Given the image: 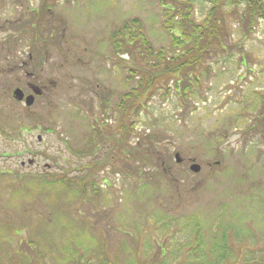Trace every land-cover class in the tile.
<instances>
[{
	"label": "rangeland",
	"instance_id": "obj_1",
	"mask_svg": "<svg viewBox=\"0 0 264 264\" xmlns=\"http://www.w3.org/2000/svg\"><path fill=\"white\" fill-rule=\"evenodd\" d=\"M0 1V264L24 257L69 264L80 256L84 264H264L263 19L247 24L242 4L218 5V39L194 74L198 85L178 93L168 82L143 108L128 110L136 120L127 134L130 159L115 151L102 173L108 144L96 132L105 139L114 130L122 115L116 106L137 80L115 65L114 35L135 21L154 49L164 48L169 10L204 25L213 5ZM18 1H29L21 11L50 3V38L31 28L29 13L20 18L25 34H13ZM139 47L134 59L124 57L126 66L147 67ZM25 73L51 81L30 107L8 99L14 87L33 83ZM86 139L98 146L96 157L75 163ZM134 152L148 160H133ZM88 165L96 173L86 180Z\"/></svg>",
	"mask_w": 264,
	"mask_h": 264
},
{
	"label": "trees",
	"instance_id": "obj_2",
	"mask_svg": "<svg viewBox=\"0 0 264 264\" xmlns=\"http://www.w3.org/2000/svg\"><path fill=\"white\" fill-rule=\"evenodd\" d=\"M204 1H208L213 5L207 16L208 20L204 25H193L192 21L188 18L187 13H185V15L183 13L178 14L176 17V12H172V9L169 10L171 18L169 20L167 19V21H163V24L164 26H167L166 30L169 33L170 41L164 48L154 49L141 28L135 24V21L126 23L123 28L118 31L120 33L114 35L115 38L112 41V57L116 59L115 65L121 67L122 70L128 71L131 78H137V80L131 89L123 95L120 103L116 106L117 109L119 108L122 110V115L115 121L114 130L110 132L112 144L116 143L120 134L123 139L126 133L133 132L136 120H130L131 118H128L127 111L129 110L130 113L132 111L137 112L138 109L143 108V105H146L147 102L152 99V95L163 88L162 86L168 87L167 83L173 81L174 89L178 93H184L187 90H190L189 83L198 85L197 78L195 79L194 74L204 63L203 59L208 53V44L212 43L215 39H218L216 36V29H218L217 15H213L214 9L218 5L229 4L237 7L239 4H242V6H244L242 18L243 20L245 18L244 22L247 24L253 23L257 17L264 20V0ZM222 2L224 3L221 4ZM177 11H179V9ZM211 16L213 18H209ZM118 36L119 38H117ZM138 45H140L139 49H143L144 51V57L147 64V67L144 69H138L132 64L131 66H126L125 64L124 57L134 59V48L137 49ZM190 74L194 80L188 77ZM185 81H187L188 87L183 86ZM135 153H137V155H135ZM145 153L147 152L144 150L143 156ZM133 154L135 155L133 160L137 158L140 160H148L138 152H134ZM93 169L94 166L89 168V178L94 172L96 173ZM64 181L68 180L64 179ZM64 181L63 184H65ZM80 182V185H82V192L86 191L85 185L87 181ZM67 184L68 188L72 186L71 181H68ZM32 244L33 243L30 242V245ZM6 257L10 259L12 255H6ZM24 259L25 261L22 260L19 264H31L28 257H24ZM34 259L38 262V260H42V257H36ZM82 259L83 257L81 256L77 257L76 259L71 260L69 264H84ZM136 262V264H143L141 261ZM39 263L42 264L43 261H39ZM99 264L108 263L103 261Z\"/></svg>",
	"mask_w": 264,
	"mask_h": 264
},
{
	"label": "flooded vegetation",
	"instance_id": "obj_3",
	"mask_svg": "<svg viewBox=\"0 0 264 264\" xmlns=\"http://www.w3.org/2000/svg\"><path fill=\"white\" fill-rule=\"evenodd\" d=\"M3 1H0V3H2ZM12 2V1H11ZM29 1H18V3H20V5H14V9H16V14L17 17L15 18V27L14 30L15 32L13 33L16 37H20L21 34H25V32H22L21 30V26H24L23 24H25V22H22V20L20 18H24V14L25 13H29L33 16L32 18V25L31 28L36 30L37 29H41V32L37 31L38 35L40 36L41 34H44V36L47 38V36L50 38L51 37V30H52V22L49 19V14H51V5L50 3H47V1H37V7H26L25 10L21 11L20 7L21 4H27ZM13 4V2L11 3V5ZM37 8V9H35ZM10 20V19H9ZM9 20L7 19V17L3 20L4 22H9ZM29 25V24H28ZM39 26V27H38ZM37 47V46H35ZM35 47H32L35 48ZM41 49V48H40ZM38 52V54H40V51L38 49H34ZM20 54H23V52H21ZM28 61L32 62V53H28ZM26 67V62H22L21 65H19V69H25ZM22 71V70H21ZM26 78H28L29 80L33 81L32 82H23L22 85H18L17 87H14L12 89V91L10 92V94L8 95V99H10V101L14 102L16 105H25V99L29 96H33L34 97V103L38 100V99H42L43 96L45 95L46 92V84L44 85V81L48 84H50V79H47L43 81V79H41L38 75H36L35 73H25ZM46 76H48V73L46 74ZM34 88H37L39 90V92L41 93L40 95H35V91ZM15 90H20L23 94V98L21 101L15 100L14 96H13V92ZM14 117L17 121L18 115L14 114ZM1 128V127H0ZM3 131H1L0 133H2ZM99 132H96V135L98 136L99 139H102L103 142L106 141L108 146L106 147V153L104 154V156L102 157V160H100V162L102 163V166L99 167V171H101L102 173L104 172V170L107 167V163H109L111 160L113 161L114 156L111 158V154L115 151H120L121 149L123 150V155H124V160H129L130 159V149L128 147V142H127V133L125 134L124 138H121V134L118 136L117 141L115 144H112L111 141V133L105 138L103 139L102 137H100ZM109 137V138H108ZM40 138V137H39ZM95 138V137H94ZM41 140V139H40ZM116 145V146H115ZM85 146V149L83 150V156L79 157L77 156L78 159L75 161V163L81 162L82 160L87 161L90 158H94L96 157V153L98 152V150H96V148L98 147L96 145V143L94 142V140H87L85 141V144L83 145ZM91 151V152H90ZM93 151V152H92ZM110 154V156H109ZM29 164H33L34 162L32 160L28 161ZM64 163H73L72 160H68V161H64ZM22 166L24 165L23 162L21 164ZM89 165L88 167L84 168L87 172H89ZM107 174V173H106ZM108 175V174H107ZM104 179V178H103ZM86 180H89V177H86ZM102 184H105L107 186L108 184V180L105 177V179L102 181Z\"/></svg>",
	"mask_w": 264,
	"mask_h": 264
},
{
	"label": "water",
	"instance_id": "obj_4",
	"mask_svg": "<svg viewBox=\"0 0 264 264\" xmlns=\"http://www.w3.org/2000/svg\"><path fill=\"white\" fill-rule=\"evenodd\" d=\"M34 91H35L34 92L35 95H40L41 94L37 88H34ZM13 96H14L15 100H18V101H21L22 98H23V94H22V92L20 90H15L13 92ZM33 102H34V97L33 96H29V97H27L25 99V106L26 107H30L33 104ZM38 140H40L39 137H38ZM174 159H175V162L177 164L181 163V160L179 159V155L178 154L175 155ZM190 171L193 172V173H198L199 166L198 165H192L190 167Z\"/></svg>",
	"mask_w": 264,
	"mask_h": 264
}]
</instances>
